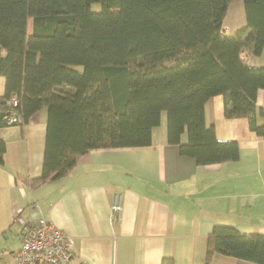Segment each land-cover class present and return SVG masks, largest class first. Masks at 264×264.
<instances>
[{
	"label": "trees",
	"instance_id": "16d2710c",
	"mask_svg": "<svg viewBox=\"0 0 264 264\" xmlns=\"http://www.w3.org/2000/svg\"><path fill=\"white\" fill-rule=\"evenodd\" d=\"M233 1L0 0L1 122L15 111L26 124L47 109L42 173L24 180L34 187L63 177L92 148L149 145L163 114L167 140L183 155L199 164L237 160L238 142L219 140L206 123L215 95L227 117H247L264 137L256 102L264 66L249 64L264 50V0H243L246 24L229 35ZM5 151L0 139V164ZM216 252L264 264V233L216 225L207 263Z\"/></svg>",
	"mask_w": 264,
	"mask_h": 264
},
{
	"label": "crops",
	"instance_id": "0c3cea01",
	"mask_svg": "<svg viewBox=\"0 0 264 264\" xmlns=\"http://www.w3.org/2000/svg\"><path fill=\"white\" fill-rule=\"evenodd\" d=\"M249 64L264 66V50ZM256 102L264 109V89ZM205 117L219 140L238 142L237 160L199 164L183 155L167 140L163 114L151 144L89 149L67 175L34 187L24 177L42 173L47 109L26 124L0 119V264H15L23 222L40 216L72 237L76 263L161 264L172 257L175 264H259L219 252L206 261L216 225L264 233V137L247 117L225 115L223 95L206 102ZM115 202L120 210L112 209Z\"/></svg>",
	"mask_w": 264,
	"mask_h": 264
},
{
	"label": "built area",
	"instance_id": "2783aa9c",
	"mask_svg": "<svg viewBox=\"0 0 264 264\" xmlns=\"http://www.w3.org/2000/svg\"><path fill=\"white\" fill-rule=\"evenodd\" d=\"M13 94L10 104L17 103ZM9 124H22L23 120L15 111L5 117ZM112 209L120 210L115 202ZM20 248L13 253L15 264H82L75 262L72 237L46 216H40L29 222H23Z\"/></svg>",
	"mask_w": 264,
	"mask_h": 264
},
{
	"label": "rangeland",
	"instance_id": "374dc122",
	"mask_svg": "<svg viewBox=\"0 0 264 264\" xmlns=\"http://www.w3.org/2000/svg\"><path fill=\"white\" fill-rule=\"evenodd\" d=\"M100 4L96 3L93 5L94 9H99ZM246 24V17L244 11L243 0H234L227 13V16L224 19V29L226 34H234L239 28L243 27ZM167 63L175 62L174 59L167 60ZM81 69V67H78Z\"/></svg>",
	"mask_w": 264,
	"mask_h": 264
}]
</instances>
